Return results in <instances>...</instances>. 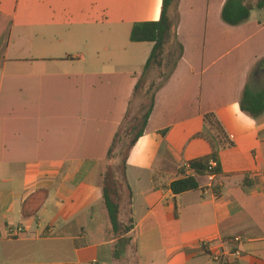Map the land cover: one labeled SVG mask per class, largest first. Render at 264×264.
I'll return each mask as SVG.
<instances>
[{
	"label": "crops",
	"instance_id": "1",
	"mask_svg": "<svg viewBox=\"0 0 264 264\" xmlns=\"http://www.w3.org/2000/svg\"><path fill=\"white\" fill-rule=\"evenodd\" d=\"M245 1L252 10L238 26L223 20L228 0L170 9L166 55L183 53L148 75L159 78L128 152L123 221L134 228L125 244L101 173L154 48L133 43V27L159 21L163 0H0V264H264V114L241 108L247 88L264 89V8ZM208 113L234 147L221 151L219 177L177 195L172 183L212 154L197 137ZM21 225L26 232L10 238Z\"/></svg>",
	"mask_w": 264,
	"mask_h": 264
},
{
	"label": "trees",
	"instance_id": "2",
	"mask_svg": "<svg viewBox=\"0 0 264 264\" xmlns=\"http://www.w3.org/2000/svg\"><path fill=\"white\" fill-rule=\"evenodd\" d=\"M177 0H163V8L161 18L157 22H146L135 24L131 33V41L133 43H152L154 44L153 51L150 58L144 67L141 79L136 87V92L140 90V83L144 81L153 70H161L168 63L174 64L181 58L183 49L181 46L174 47L170 54L166 55V46L173 38L174 23L169 15L170 9ZM257 8H264V0H260ZM252 8L245 0H228L224 11L223 20L230 26H238L249 20ZM157 89L156 83H153L147 91L149 97V107L146 114L141 120V124L135 125L131 132H134V137L130 142L127 150V156L124 160L123 169L121 173L113 172L108 165L113 151L116 148L119 134L115 136L112 147L106 156V164L101 173L103 202L109 213L110 221L113 226V232L116 237H122L121 242L131 244L132 238L127 237L134 228L133 219L129 216L128 221H123V213L129 210L132 199V191L128 185L126 168L128 163L129 151L135 146L139 138L143 135L144 129L147 126L149 117L154 107V92ZM241 108L243 112L249 114L253 119H259L264 114V89L261 92H253L247 88L244 92ZM204 130L197 137L206 140L212 148V154L207 159H201L191 162L187 169L193 175H187L172 183V191L179 195L186 192L199 189V177H207L221 175L220 153L222 150L233 148L234 142L226 132L221 121L214 113H208L204 116ZM141 127L139 132L135 129ZM216 162V167L210 170V162ZM186 169L181 172L185 175ZM116 257V255H115Z\"/></svg>",
	"mask_w": 264,
	"mask_h": 264
},
{
	"label": "rangeland",
	"instance_id": "3",
	"mask_svg": "<svg viewBox=\"0 0 264 264\" xmlns=\"http://www.w3.org/2000/svg\"><path fill=\"white\" fill-rule=\"evenodd\" d=\"M159 73L156 72L155 76H150L145 80L140 87L141 89L135 96L132 103L131 109L129 111L128 117L123 124L122 129L119 132V140L117 141L116 148L113 151L111 159L108 161V165L112 168L114 174L121 173L123 169V162L127 156V150L129 148L130 142L134 137L133 131L131 129L139 124L148 110L149 99L147 98L146 90L149 81L155 77L154 82H158ZM141 124V123H140ZM126 214L124 211L123 215Z\"/></svg>",
	"mask_w": 264,
	"mask_h": 264
},
{
	"label": "built area",
	"instance_id": "4",
	"mask_svg": "<svg viewBox=\"0 0 264 264\" xmlns=\"http://www.w3.org/2000/svg\"><path fill=\"white\" fill-rule=\"evenodd\" d=\"M216 165H217L216 162L212 160L210 162V170L215 168ZM207 177H209L210 179H214L216 176L215 175H209ZM25 232H26V227L24 225L8 228V235L10 238H13V239L22 236ZM234 242L239 246L241 244V239L235 238ZM202 248L206 251H210V245L207 243H203ZM232 255L236 259H240L242 257V251L239 248H237L235 251H233ZM223 256H225L224 253H213L212 258L215 261H220Z\"/></svg>",
	"mask_w": 264,
	"mask_h": 264
}]
</instances>
